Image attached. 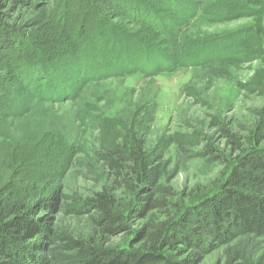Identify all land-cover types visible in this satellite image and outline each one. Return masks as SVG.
<instances>
[{
    "label": "rangeland",
    "instance_id": "obj_1",
    "mask_svg": "<svg viewBox=\"0 0 264 264\" xmlns=\"http://www.w3.org/2000/svg\"><path fill=\"white\" fill-rule=\"evenodd\" d=\"M54 1L63 26L47 22V28L63 42L55 46L58 53L50 54L53 46L48 50L44 43L38 52L30 49L31 60L19 55L10 69L6 61L0 63L8 106L7 111L0 108V196L20 192L30 196L32 206L57 194L68 209L51 214L55 225L74 236H90L94 231L88 216L70 212L76 199L94 191H113L126 211L138 196H158L164 189L181 208L216 193L228 167L251 147L247 132L264 125V0H127L132 13L154 15L159 29L130 18L118 23L113 15L97 21L89 0ZM163 31L178 35L184 48L211 46L213 60L197 66L181 63L173 70L168 59L155 71L148 67L146 74L121 75L117 66L131 64L133 58L125 53L130 49L136 57L132 48L139 43L149 65L170 52L174 44ZM98 39L117 42L119 51L90 46L92 62L76 68L80 45ZM101 55L106 58L99 59ZM110 58H115L113 68ZM17 63L37 64L47 78L21 80ZM26 69V74L34 71ZM109 71L114 73L106 76ZM137 136L146 143L151 182H133L125 193L103 165L101 149L110 143L132 144ZM175 212L169 205L159 214ZM144 222L128 220V232L107 238L104 245L128 246ZM201 264H264V236L241 235L217 246Z\"/></svg>",
    "mask_w": 264,
    "mask_h": 264
},
{
    "label": "trees",
    "instance_id": "obj_2",
    "mask_svg": "<svg viewBox=\"0 0 264 264\" xmlns=\"http://www.w3.org/2000/svg\"><path fill=\"white\" fill-rule=\"evenodd\" d=\"M89 2L99 15L97 21L103 20L106 15H113L118 23L130 18L160 27L157 18L146 10L132 13L127 0ZM192 15L195 16L196 11ZM47 22L63 26L54 0H0V63L6 61L8 67L13 60L20 58L19 55H22V60L30 59V49L38 52L44 43L48 50L53 46L50 54L55 56L63 42L49 31ZM35 33L36 36H32ZM163 34L174 44L169 53L149 65L139 43L137 47L134 45L136 49L132 48L136 51V57L133 51L127 50L126 56L133 60L131 64L128 61L120 63L117 66L119 73L123 76L138 71L146 74L151 72L150 68H154V71L163 68L168 59L173 63V70L181 63L197 66L213 60L215 51L211 46L199 44L198 51L189 53L188 50L198 46L181 47L178 35H169L166 31ZM71 35L67 32L68 39H71ZM124 40L128 44L131 39L125 35ZM88 44L80 45L82 51L76 54L75 61H80L79 65L76 63L74 66L78 69L79 66L84 69L92 62L87 50L90 46L95 49L108 48L111 53L120 49V44L105 39L92 40ZM55 46L59 48L55 49ZM140 51L141 54L137 55ZM69 53L74 52L69 50ZM50 54L47 52L48 56ZM40 55L45 57L44 53ZM105 58L99 56L101 60ZM114 59H106L112 68ZM34 66L19 63L14 68L21 80L30 77L46 79V73H41L42 70L38 68L40 66ZM25 67L34 71L26 74ZM4 69H0V74ZM109 72L106 76L114 73ZM6 93L0 87V101L3 102L0 108L5 111L8 108L7 100L2 95ZM224 132L226 137H231L229 131ZM263 140L264 125L250 129L247 143L251 147L243 150L237 162L228 167L229 173L221 188L186 208L169 199V189H164L158 196H138L127 211L119 205L116 193L106 188L76 199L70 213L88 216L94 231L90 236L81 233L74 236L55 225L51 214L57 210L66 213L68 209L65 202L57 200V194L32 206L28 201L30 196L23 197L20 192H13L8 197L0 196V264H201L204 257L217 246L229 244L241 235L264 236V147L260 145ZM145 144L143 137L137 136L132 144L110 143L101 149L103 165L113 176L115 185L125 188V193L131 191L133 182H151L152 164L145 153ZM207 152L213 154L210 147ZM214 156L219 158V155ZM169 205L176 212L162 217L159 212ZM131 219H145L135 233L133 242L126 247L105 246L107 238L128 232L127 221Z\"/></svg>",
    "mask_w": 264,
    "mask_h": 264
}]
</instances>
